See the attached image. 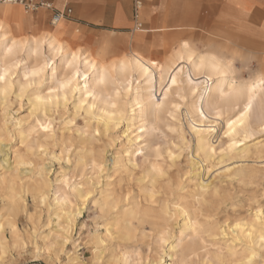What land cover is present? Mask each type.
Masks as SVG:
<instances>
[{"label":"clouds","instance_id":"9594fccd","mask_svg":"<svg viewBox=\"0 0 264 264\" xmlns=\"http://www.w3.org/2000/svg\"><path fill=\"white\" fill-rule=\"evenodd\" d=\"M69 2L96 10L69 34L72 46H84L77 48L87 57L83 70L77 61L72 69L54 63L57 57L66 60L62 53L71 50L69 41L54 38L47 80H33L25 63L23 78L16 81L19 90L13 93L9 72L0 75V264H129L127 256L121 259L111 251L118 244L123 255L129 243H147L150 253L156 248L154 259L131 264H165V246L182 250V257L169 264H264V0H121L130 9L124 30H110L112 20L102 11L117 0H61ZM13 3L2 0L0 13L7 15L5 5ZM256 5L260 10L254 13ZM52 23L57 26V19ZM7 28L0 19V32ZM161 48H171L176 63L187 58L196 75L204 77L171 104L166 121L170 136L160 132L159 120L146 130L144 105L127 103L131 73L101 80L105 67L120 62L113 57L129 61L146 76L153 65L151 60L148 68L141 64V52ZM0 51L6 69L20 66L16 56ZM194 56L199 63L201 57L208 60L206 73L197 70ZM92 69L97 72L87 79ZM74 73L84 83L77 87L74 79L62 89L60 82ZM234 87L240 95H229ZM26 97L28 114L12 120L10 114L21 111ZM14 104L20 106L16 112L11 111ZM181 107L196 117L189 125L196 134L194 145L185 138ZM136 109L144 143L135 145L143 151L132 155L130 143L135 142L131 137L125 142L117 129L125 119L136 118ZM9 123L20 132L16 146L6 131ZM233 139L242 147L229 152ZM110 149L118 153L112 170L106 164ZM229 219L236 221L231 228ZM145 224L151 231L142 230ZM194 224L200 225L199 232L188 234ZM158 232L167 239L161 240ZM86 246L92 251L87 259L80 252Z\"/></svg>","mask_w":264,"mask_h":264},{"label":"rangeland","instance_id":"374dc122","mask_svg":"<svg viewBox=\"0 0 264 264\" xmlns=\"http://www.w3.org/2000/svg\"><path fill=\"white\" fill-rule=\"evenodd\" d=\"M34 1H45V2H49L53 5L54 9H63L64 7H70L72 8V14L70 17L65 18L64 20H62L61 22L63 23L64 28L60 30L57 29L56 25H52L51 24V18H52V14H53V10L52 9H45V8H40L37 11H33V12H26V10L23 8V6L19 5V4H11V5H5L9 8V11L7 13V15H4L3 13H0V19H3L5 24L8 26L7 31L10 33V37H15L18 40L23 39H29V38H33L35 37H39V38H44L47 36H51V35H56L59 34L61 40L66 41L67 39H69V34L74 32L75 29L70 30L69 28V21H73L76 20L78 22L77 25H80L82 23L88 22L87 18H86V14H95V9L92 8H83L82 6L80 7V11L77 13V4L74 3H61V0H34ZM2 3V2H0ZM59 5V6H58ZM123 15H120L122 20H120V26L118 29L119 30H124L126 28V24L124 23V21L127 19L130 9H126L125 6L123 7ZM119 16V17H120ZM17 25H19V29L17 27ZM90 27H94V28H101L103 27V25H90ZM115 29L111 26L110 30H118ZM74 47H79L80 49H83V44H77ZM142 55L146 56L147 58H149L152 62H154V66H155V73L159 72L160 68L165 65L166 63L169 62L170 57H171V48H169L167 50V52L165 51V49L161 48L159 50H153L152 54H148L146 55L144 52H141ZM112 59H120L117 57H113ZM169 59V60H168ZM168 61V62H167ZM166 62V63H165ZM178 65V66H177ZM62 69L64 66V62H62L59 65ZM179 68L180 69V75L181 78L184 79L186 77H192L194 78V80L197 81H201L204 79V77H200L199 79H196L197 77H195V75L193 74V72L191 71L190 67H189V63L188 61L182 59L180 60L179 63H177L174 68L171 70L170 74L168 77H166V79L164 80V87L162 88L161 86H159L157 84V79H158V74L156 73L155 75V83L158 85L157 86V97L158 99H160V101L162 100V98L164 97V92L167 89V87L170 84V80H171V75L172 73H174L175 71H177ZM62 72V71H61ZM25 73V69L23 68L22 63L20 62V66L18 68L14 69V74L12 75V80L15 83L14 84V89H13V93L18 91V87L16 85V81L17 79L22 80L23 78V74ZM143 79L139 78L137 73H134L132 76V83L135 85L136 83L141 82ZM129 92H128V96L127 99H130L131 96L134 93V90L131 89V87H128ZM175 89V87H172L170 92H169V96L165 97L168 100H171L174 103H178L180 100V97L178 96V93L174 92L173 90ZM43 92H47L48 91V87L47 85L43 86ZM77 96L79 95L78 93L76 94ZM11 99H15V97H11ZM24 106L21 109L20 112H16V108L20 107L18 104H14L12 106L11 111L12 112H16V115L11 116L10 114V118L12 120H18L21 116L27 115L29 112V108L30 106L28 105V99L27 97L24 100ZM172 103H167V105L165 106L166 108H164V110L161 112H158L157 114H150L148 116V120H147V124L148 127L151 128V125L153 123H155L157 120L162 121L163 123H160L159 128H160V132H164L167 135H172L171 133L167 132V128L169 127V125L166 123L167 120H170V116H168V110L170 109ZM169 105V106H168ZM140 109H136L135 110V115L136 118L133 119L130 122V127L131 131L132 130H136L139 123H138V119L140 116L139 113ZM73 111V106L69 105V113H71ZM180 113H181V118H182V123L184 124V131L186 133H188V135L185 137L186 139H189L191 141V143L194 145L195 144V137L193 135V132H191L189 125H194L195 121H196V117L195 115H192L190 113V111L186 110L184 107L180 108ZM3 107H2V99L0 97V124H3ZM83 114V113H82ZM35 121H33L34 123ZM78 124H82L83 121L78 120L77 121ZM127 120H125L123 123H121L120 128L117 129V133L119 136H124L125 137V133L128 130L127 128ZM27 131L28 128L26 125L23 126ZM225 129H227V125H224ZM7 130L6 131H10L12 132L13 136H14V140H13V146H16L20 143L21 137L18 133V130H15L13 128V125L11 123H9L7 125ZM130 132V131H129ZM136 133V132H135ZM159 132H152L153 136H159ZM227 139V138H226ZM126 140V137H125ZM230 141L228 142L229 145ZM241 144V142L239 143ZM117 148H119V145H117ZM117 150L116 149H110L109 150V154L107 156L106 159V164L109 170H112V163H113V159H114V155L115 152ZM181 161H183V157L181 158ZM111 163V164H110ZM233 163H236V161H233ZM54 168H56L58 170V165H53ZM195 167V166H194ZM223 167V165H222ZM21 171H25L24 168H21ZM53 177L55 176V172H53ZM31 202V199L29 197V203ZM228 212L230 215L234 216V214L232 213L231 208L228 209ZM85 215H87V213H85ZM240 216H245V211L244 210H240ZM21 222H23V217L20 218ZM84 219V216L80 217V220L76 221V224L78 225L82 220ZM221 219H223V217H221ZM235 219H229L228 225H232L233 223H235ZM180 224H182V218L180 220ZM142 230L143 231H151V225L150 224H145L142 226ZM101 231L103 232L104 230L101 229ZM179 229L176 230V234L178 235ZM135 236L139 237L140 236V232L135 233ZM173 242V241H172ZM170 242V243H172ZM175 242V241H174ZM165 250L168 251V247L165 246L164 247ZM111 251L113 253H115V255L117 257L121 258V249L119 248L118 244H114ZM139 251L140 255L136 256L135 253ZM156 251L155 245L152 246V253H154ZM80 252L83 254V258L87 259L89 257L92 256V251L91 248L89 246H86L84 248L80 249ZM123 253H126L127 256L130 257V261L129 264H131L132 260H146V259H152V257L154 256L152 253L149 252V247L147 246V243L145 244H136V243H129L126 244L124 249H123ZM169 257L168 256H164V260H166V262H169ZM35 264H43L42 261H38L35 262Z\"/></svg>","mask_w":264,"mask_h":264},{"label":"bare ground","instance_id":"6f19581e","mask_svg":"<svg viewBox=\"0 0 264 264\" xmlns=\"http://www.w3.org/2000/svg\"><path fill=\"white\" fill-rule=\"evenodd\" d=\"M5 8L9 9L7 6H5ZM259 10H260L259 9V5L254 6L253 9H252V11L254 13L259 11ZM63 28H64V26H63ZM60 31H61V29H60ZM9 34L10 33L7 30L0 32V36H3V39L0 40V49H3L4 51H6L7 46L11 45V41L12 40L19 41L15 37H10ZM33 38H39V37H35L34 36ZM33 38L25 39V40H30V42L32 43V51L31 52H29L27 45H25V47L18 54L15 55L16 59H18L22 63L24 69H25V63L27 64V70L28 71H32V69L34 67L38 66L37 65V59L38 58H37V56L35 54V39H33ZM54 38H58L61 43L65 42V41L61 40L59 34L47 36V37H44V38H39V39L43 40V44L41 46L42 57H48L49 56L48 45H49V43H51L53 41ZM4 39L8 40V45L4 44V42H3ZM66 41H69L71 50L67 51L66 53H62V56L66 55L67 59L62 61L61 57H57L56 60L54 61V63H56L59 66L62 62H64L63 68H66L67 67V60H71L72 53H77V55L79 56V59L77 60V63L79 65H81V70H83V60L87 59V57L84 56L83 51L77 52V48L78 47L72 46L71 45V41L69 39H67ZM29 56L31 57L30 59H29ZM141 56L144 57V60L141 61V64H143L145 68H148L149 66L146 63V61H148L150 59L147 58L146 56L142 55V54H141ZM119 60H120V62L118 64H114V65H111L109 67H105L103 69V71H102V75H105V74L107 75V80L106 81H112L114 78L119 80L123 76L124 73H131V76H130L129 81H128V87H131V89L134 90V93H133V95L131 96L130 99H127V103L130 104V105H133V107H134L135 103H137V102L142 103L144 105V109H145V113H146V115H145V120L146 121L148 120V116L150 114H155V113L157 114L160 111L162 112L164 110V108H166L165 106L167 105V103H174L171 100L167 101V99L165 98V97L169 96V92H170L172 87H175L176 93H178V96L181 97V94L187 90V88L190 86V84H195L197 82V80H194V78H192V77H186V78L182 79L181 75H180L181 74L180 73V69L181 68H179L177 71H175L171 75V77H173V76L176 77L177 83L175 85H173L171 83V80H170V84H169V86L167 87V89L164 92V97L160 101V99L156 98L157 97V94H156L157 86L158 85L161 86V83L164 82L166 77L169 76L171 70L177 64L175 62V60L172 58V55L170 57V60L168 59L169 62L168 61H167L168 63L165 62L166 64L163 65L160 68L159 72H156L158 74L157 75L158 76V79H157V84L158 85L155 83V76H156L155 75L156 74L155 70L156 69H155V66H154L153 63H152L153 67L149 70L148 74L145 76V75H143V73L140 70V68H138V67L134 68L133 65L129 61L124 60V59H119ZM184 60L188 61L191 71L193 72L195 77H197L196 79H199L200 77H202V76H197L196 75V66L191 61H189L187 58H185ZM193 60L197 61V64H199L198 57L194 56ZM43 62H44V60L41 58L40 59V63L42 64ZM9 63H11V60L9 61ZM89 63H91V61H89ZM105 70H106V73H105ZM5 71L9 72V78L13 82V80H12V75L13 74L12 73H14V69H6L5 68L4 53H3V51H0V75H3L5 73ZM203 71H205V73H206V69H204ZM96 72H97V69H92L91 71L86 73V78L87 79H92L93 78V74L96 73ZM50 73H51V70L46 71L45 76H44L45 80L48 79ZM134 73H137L138 77L143 79L141 82L136 83L135 85L132 83V76H133ZM59 75L62 76L63 75V71L60 72ZM215 79L216 78H213L214 81H215ZM75 80L79 82L77 84V87H80V85H82L84 83V81L81 79V77L79 75L75 76ZM0 83H2V82H0ZM14 84L15 83L13 82L12 91L14 89ZM203 86L204 85H201V87H203ZM128 92H129V89H128ZM78 94H79V92H78ZM127 96H128V93H127ZM1 99H2V97H1ZM51 103H53L52 99L49 100V104H51ZM139 113H140V110H139ZM125 120H127V124H128L127 125V127H128L127 129L128 130L126 131L127 136H125L126 137L125 142H128V137H131L132 141L135 142V144H131L129 142L130 143V147L132 148V155H134L136 151H143V149L136 148L135 145L144 143V139H141V137H144V133L140 132V128L139 127H137L136 130H132L131 131L130 129L132 127L130 126V122L133 119H125ZM138 123L140 124V118L138 119ZM0 125H2V124H0ZM144 127H145L146 130L149 129L147 123L144 125ZM24 130L27 131L25 128H24ZM18 133L20 135L19 130H18ZM193 135L195 137L196 134L193 133ZM233 143H235L236 147H242V144H239L240 143L239 139H233V140L230 141L229 144H233ZM236 147L229 149V152L235 151ZM124 159L126 160L127 156H125ZM21 163L23 164L24 162L21 161ZM117 163H118V153L116 151L115 155H114L113 163H112V168ZM193 219H194V216H193ZM75 223H76V221H75ZM183 225H184V218L182 217L181 226H183ZM232 225H228L229 228H231ZM191 232H192V228L189 230L188 234H191ZM124 235H127V233H124ZM157 235L159 236V238L161 240L167 239V235L165 233H163V232H158ZM178 235H179V233H178ZM172 243H174V241ZM163 251H165L167 253L166 256L169 257V259H168L169 261L171 259H173V258L179 260L182 257V250L178 249V248H172L171 250H169V248H168V251L165 250V249H163ZM124 256H127L126 253H123V255L121 256V259H123ZM127 257H128V259L130 261V257L129 256H127ZM154 258L155 257L153 256L152 259H154ZM163 259H164V257H163ZM164 262H165V264H169V262H166V260H164Z\"/></svg>","mask_w":264,"mask_h":264},{"label":"snow or ice","instance_id":"6c2138e0","mask_svg":"<svg viewBox=\"0 0 264 264\" xmlns=\"http://www.w3.org/2000/svg\"><path fill=\"white\" fill-rule=\"evenodd\" d=\"M59 6V5H58ZM119 22V21H118ZM19 29V25L17 26ZM63 28V24L61 22V20L58 18L57 19V29L60 30ZM35 39V54L37 56V67H34L30 73V76L34 79L39 78V77H44L46 71L51 70L50 66L47 63V60L49 59L48 57H42V53H41V46L43 44V40L39 39V38H33ZM4 44L8 45V40L4 39ZM25 45H27L29 52L32 51V43L30 42V40H25V39H21L19 41L17 40H12L11 41V45L7 46L6 50H7V54L9 57L15 56L16 54H18L19 49L24 48ZM49 47V45H48ZM57 52L58 53H62V47L61 48H57ZM43 59L44 62L41 64L40 63V59ZM79 59V56L77 55V53H72V58L71 60L67 61V69H72L74 67V63ZM154 64V62H152ZM209 67V62L205 57H201L200 58V63L198 66V71H203L204 69H207ZM106 73V70H105ZM78 75L76 73H74L73 75L67 76L64 80H62L60 82V87L62 89L64 88H68L72 85L73 80L75 79V76ZM2 78V77H0ZM101 80L102 81H106L107 80V75H102L101 76ZM171 83L173 85H175L177 83L176 77L173 76L171 77ZM31 86V82L29 84V87ZM241 94V90L238 88H233L232 92L229 95H233V96H238ZM121 115H123V113H121ZM233 124H235V121L232 122V124H229V132L226 133V135L231 136L233 134L234 128H233ZM42 127L47 128L48 125H42ZM236 147L235 143L233 144H229L228 148H234ZM200 229V225L199 224H194L192 227V231L195 233H198ZM110 235V234H109ZM164 242L166 243L167 241L164 240ZM37 253H39V247H37Z\"/></svg>","mask_w":264,"mask_h":264},{"label":"built area","instance_id":"2783aa9c","mask_svg":"<svg viewBox=\"0 0 264 264\" xmlns=\"http://www.w3.org/2000/svg\"><path fill=\"white\" fill-rule=\"evenodd\" d=\"M2 2V0H0ZM13 4H19L23 6V8L26 10V12H33L37 11L40 8H45V9H52L53 14L51 18V24L55 25L52 23L53 19H60L61 21L64 20L67 17H70L72 14V8L70 7H65L62 10L61 9H54L53 5L49 2L45 1H34V0H14Z\"/></svg>","mask_w":264,"mask_h":264},{"label":"crops","instance_id":"0c3cea01","mask_svg":"<svg viewBox=\"0 0 264 264\" xmlns=\"http://www.w3.org/2000/svg\"><path fill=\"white\" fill-rule=\"evenodd\" d=\"M125 6V4L123 2H121V0H117V4L114 6V7H106L104 9H102L103 11V14L105 16H109L112 20V27L115 28V29H118L120 26V20H122L121 16L120 15H123V7ZM80 7L81 5L77 4V13L80 11ZM65 8V7H64ZM49 10V9H47ZM120 16V17H119ZM78 21L76 20H71L69 21V28L70 30L72 29H75L73 26H76ZM119 30V29H118Z\"/></svg>","mask_w":264,"mask_h":264}]
</instances>
